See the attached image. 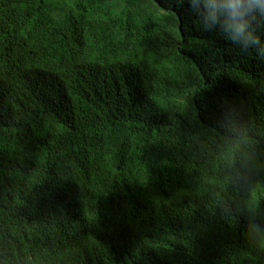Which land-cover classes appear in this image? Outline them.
I'll return each mask as SVG.
<instances>
[{
    "label": "trees",
    "instance_id": "16d2710c",
    "mask_svg": "<svg viewBox=\"0 0 264 264\" xmlns=\"http://www.w3.org/2000/svg\"><path fill=\"white\" fill-rule=\"evenodd\" d=\"M226 2L0 0V264H264V16Z\"/></svg>",
    "mask_w": 264,
    "mask_h": 264
},
{
    "label": "clouds",
    "instance_id": "9594fccd",
    "mask_svg": "<svg viewBox=\"0 0 264 264\" xmlns=\"http://www.w3.org/2000/svg\"><path fill=\"white\" fill-rule=\"evenodd\" d=\"M253 10L264 16V0H228L220 5H209L208 13L212 20L217 19V11L226 14L227 28L231 33V38L244 45L256 46L262 41L251 28L250 20L246 19L248 13ZM243 227L256 241V248L264 251V224L247 221Z\"/></svg>",
    "mask_w": 264,
    "mask_h": 264
}]
</instances>
